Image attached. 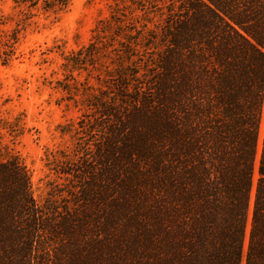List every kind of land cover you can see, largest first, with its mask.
Wrapping results in <instances>:
<instances>
[{"label": "trees", "instance_id": "obj_1", "mask_svg": "<svg viewBox=\"0 0 264 264\" xmlns=\"http://www.w3.org/2000/svg\"><path fill=\"white\" fill-rule=\"evenodd\" d=\"M159 1L142 74L132 61L88 100L78 129L94 140L56 158L43 203L0 157V264H264V0Z\"/></svg>", "mask_w": 264, "mask_h": 264}, {"label": "rangeland", "instance_id": "obj_2", "mask_svg": "<svg viewBox=\"0 0 264 264\" xmlns=\"http://www.w3.org/2000/svg\"><path fill=\"white\" fill-rule=\"evenodd\" d=\"M155 2L160 3L70 0L66 9L46 12L0 0V157L23 163L39 203L63 183L56 158L94 140L78 129L92 112L88 100L113 91L122 68L125 74L138 71L132 61L142 74L140 34L159 23ZM132 42L138 51L130 48ZM92 43L97 50L93 64L84 57ZM127 48L133 57L125 56ZM80 53L83 61L72 65ZM263 130L264 112L259 154ZM257 168L258 161L254 186ZM252 203L253 198L251 208ZM248 232L249 226L246 245Z\"/></svg>", "mask_w": 264, "mask_h": 264}]
</instances>
